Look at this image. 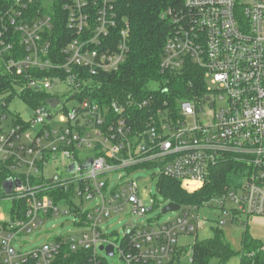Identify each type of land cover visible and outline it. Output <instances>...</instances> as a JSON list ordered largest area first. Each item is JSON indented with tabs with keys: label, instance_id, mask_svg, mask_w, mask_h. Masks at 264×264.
Listing matches in <instances>:
<instances>
[{
	"label": "built area",
	"instance_id": "built-area-1",
	"mask_svg": "<svg viewBox=\"0 0 264 264\" xmlns=\"http://www.w3.org/2000/svg\"><path fill=\"white\" fill-rule=\"evenodd\" d=\"M9 1L11 7L0 18V58L3 72L22 79L9 94L41 92L47 97L33 106L28 122L17 117L10 126L0 115V264H54L58 256L78 251L91 252L84 264H103L97 249L107 245L126 264H165L179 249V236L210 221L205 211L208 216L216 209L229 221L239 215L264 216V0H183V10L165 14L173 26L161 71L176 73L191 62L202 69L206 92L165 99L160 105L151 94L108 104L89 94L100 84L96 78L118 71L127 55L128 24L119 20L113 0H62L72 37L60 53L51 55L45 35L56 25V0ZM46 3H51L48 11ZM34 6L38 9L30 16ZM17 34L23 55L15 59ZM207 79L216 89L208 87ZM62 85L77 105L69 112L64 104V115H58L61 101L48 92ZM216 93L224 102L219 107ZM50 98L58 100L54 107L47 102ZM55 121L64 128H52ZM36 126L40 129L34 130ZM29 130L35 131L34 138ZM85 150L92 155L79 158ZM89 159L85 170L81 166ZM52 160L61 161L64 174L44 176ZM225 164L236 168L222 189L201 203L180 205L175 219L159 226L132 225L122 237L102 230V223L126 205L138 216L152 210L140 198L134 179L111 187L113 180L108 184L106 176L113 172L156 166V181L176 180L192 194ZM8 179L20 185L6 193L2 185ZM96 199L85 209L86 202ZM1 204H8L6 211ZM67 214L75 215L85 230L26 252L15 248L16 238L46 219ZM228 220L217 219L215 227Z\"/></svg>",
	"mask_w": 264,
	"mask_h": 264
},
{
	"label": "trees",
	"instance_id": "trees-1",
	"mask_svg": "<svg viewBox=\"0 0 264 264\" xmlns=\"http://www.w3.org/2000/svg\"><path fill=\"white\" fill-rule=\"evenodd\" d=\"M114 10L119 20L128 24L127 55L119 70L102 74L96 85L89 93L91 98L101 104H108L115 99H126L133 96L140 99L146 95H154L160 105L163 100L175 98L190 99L202 97L206 92V85L202 78V69L188 62L184 69L176 73L161 71L160 63L164 54V46L172 30V22L165 16L168 11L172 13L183 10V0H113ZM62 0L54 2V15L56 25L50 35H45L50 40V55L60 53L61 49L70 40L72 34L66 26V13L62 10ZM11 7V1L0 0V18ZM37 6L28 11L30 16L35 15ZM15 45H19L18 34L14 37ZM13 54L15 59L21 58L23 53ZM9 56H5L7 59ZM20 77L0 71V94L14 90V85L21 82ZM155 84V90L151 85ZM165 90H167L165 92ZM13 95H9L11 98ZM32 106L40 104L47 97L46 93L26 92L21 95ZM235 164H225L217 167L212 175V181L207 183L200 191L186 192L176 180L161 177L157 181L159 193L168 202L179 205L201 203L210 199L226 184L227 176L235 171ZM4 174H0V179ZM61 194V192H58ZM192 255L190 264H208L216 259L218 264L225 262L235 255L230 243L225 238L221 227L212 228L210 238L196 241L190 247ZM183 249H178L171 261L165 264H178ZM90 251L70 253L67 258L60 255L54 264H84L89 263ZM239 264H264V243L243 236L242 250Z\"/></svg>",
	"mask_w": 264,
	"mask_h": 264
},
{
	"label": "rangeland",
	"instance_id": "rangeland-1",
	"mask_svg": "<svg viewBox=\"0 0 264 264\" xmlns=\"http://www.w3.org/2000/svg\"><path fill=\"white\" fill-rule=\"evenodd\" d=\"M51 3H46L45 9L48 11L50 9ZM3 69V63L0 58V71ZM207 85L211 89H216L214 85L211 84V80L207 79ZM158 87L155 84L151 85V88ZM10 90L0 94V115L4 114L6 116L5 123L12 126L16 122V118L19 117L22 121L28 122L33 117V106L28 104L23 98L12 96L9 98ZM49 95L56 96L60 99L61 105L57 108L59 111L58 115H64V112L60 111L62 106L65 104L66 109L70 112L76 107L77 101L70 99L69 94L65 86H59L58 88H53L48 92ZM216 107L224 104L223 101L219 100V94H215ZM205 110L207 109L206 104L203 103ZM52 128L61 129L64 128L65 124L58 121L51 123ZM40 129L36 126L34 130ZM31 138H34L35 131L29 130L27 132ZM92 155L88 150H85L82 156H78L81 159H85L87 156ZM159 167L150 166L143 169H129L120 170L113 172L111 175L106 176L108 184L111 182V187L118 188L116 183L124 181L126 178L134 179L138 186V194L142 198L145 206L152 210L148 211L143 216L135 215L131 212V207L126 205L124 210L117 215L109 217L104 223H102L101 228L107 236L122 237L124 233L132 227V225H143L149 224L153 226H159L168 221L175 219L178 215L176 211H170L162 213V207L168 201L159 193L157 187L156 174L159 173ZM64 169L62 167L60 160L50 161L44 169L45 177H52L56 172L60 174L63 173ZM41 175V174H40ZM122 176V179H119ZM237 182V179H235ZM98 203V200L88 201L84 204L85 209L91 208L93 205ZM1 211H6L8 204H1ZM203 213L204 217L210 218L209 222H206L203 227H200L192 234H187L186 236H179L177 239L179 249H183L180 254V259L178 264H190L192 255L190 253V247L200 240L210 238L212 236V228L215 227V221L217 219H226L222 214L216 210L212 209ZM238 219V220H237ZM236 220L229 221L223 226V231L225 233L226 240L230 243L235 255L228 259L225 264H239L240 262V252L242 250V240L243 236H247L250 239H255L260 243H264V216H245L239 215ZM78 218L75 215H59L52 217L43 221V223L38 226L36 230L29 234L22 235L16 238L14 241V246L18 251L26 252L35 247L41 246L55 237H69L74 236L76 233L85 228H81L77 225ZM241 222V223H240ZM97 254L103 259V264H126L123 258L118 252L113 256H108L104 251L97 249ZM208 264H218L216 259H212Z\"/></svg>",
	"mask_w": 264,
	"mask_h": 264
},
{
	"label": "water",
	"instance_id": "water-1",
	"mask_svg": "<svg viewBox=\"0 0 264 264\" xmlns=\"http://www.w3.org/2000/svg\"><path fill=\"white\" fill-rule=\"evenodd\" d=\"M209 98L206 97V100H208ZM47 102H49L53 107L58 103L57 99H48ZM211 105V104H210ZM92 159L87 160L85 163L82 164V168L87 170L89 169L90 165H91ZM75 169V164H72L69 168L70 172H73ZM19 186L20 185V181L19 180H12V179H8L6 181L3 182V189L6 193H9L12 191L13 186ZM180 209V205L174 202H168L166 205H164L162 207V213H166V212H170V211H178ZM99 250L104 251L106 253V255L108 256H113V246L112 245H107V246H100Z\"/></svg>",
	"mask_w": 264,
	"mask_h": 264
}]
</instances>
